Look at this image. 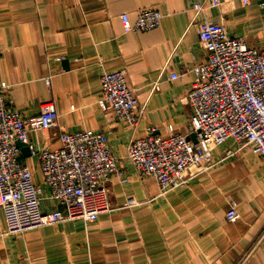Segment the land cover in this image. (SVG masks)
<instances>
[{
    "label": "crops",
    "instance_id": "crops-1",
    "mask_svg": "<svg viewBox=\"0 0 264 264\" xmlns=\"http://www.w3.org/2000/svg\"><path fill=\"white\" fill-rule=\"evenodd\" d=\"M197 1L203 0H0V82L11 86L8 103L32 117L54 101L59 113L57 126L31 132L30 142L57 149L62 132H105L126 178H111L113 208L95 221L9 234L0 207V264H264L259 153L244 148L227 155L237 148L229 139L215 149L208 172L165 193L127 158L132 142L149 128L162 136L170 127L188 132L191 114L183 98L192 87V67L207 57L198 20L225 25L250 47L264 46V0H221L195 20ZM140 8L162 12L160 26L125 32L121 15L135 21ZM119 70L143 108L136 126L99 105L102 74ZM173 72L183 76L172 79ZM21 160L42 187V210L63 209L44 182L38 156L26 149ZM234 203L239 215L230 220Z\"/></svg>",
    "mask_w": 264,
    "mask_h": 264
},
{
    "label": "built area",
    "instance_id": "built-area-1",
    "mask_svg": "<svg viewBox=\"0 0 264 264\" xmlns=\"http://www.w3.org/2000/svg\"><path fill=\"white\" fill-rule=\"evenodd\" d=\"M249 2L243 0L244 4ZM221 3L194 2V19ZM163 17L152 8H140L135 21L127 13L121 15L125 32L155 29ZM196 23L207 57L192 67V87L183 98L191 114L188 132L170 127V134L162 136L149 128L145 136L132 142L127 155L136 173L154 177L163 193L208 172L215 149L229 139L237 148L229 149L227 155L249 148L264 158V46L250 47L244 37L231 36L225 25L206 18ZM182 76L171 74L172 79ZM101 81V109L136 126L143 108L126 74L121 70L104 72ZM158 86V82L154 84V88ZM10 87L0 82V207L6 213L7 233H24L74 219L95 221L112 210L110 180L114 175L122 181L126 178L108 135L91 129L62 132L59 148H36L30 142V133L44 134L57 126L56 103L48 101L38 115L24 116L7 101ZM20 143L31 155L38 156L44 182L63 209L42 210L43 190L34 182L30 166L21 160ZM238 215L234 203L227 216L235 220Z\"/></svg>",
    "mask_w": 264,
    "mask_h": 264
},
{
    "label": "water",
    "instance_id": "water-1",
    "mask_svg": "<svg viewBox=\"0 0 264 264\" xmlns=\"http://www.w3.org/2000/svg\"><path fill=\"white\" fill-rule=\"evenodd\" d=\"M195 137V136H194ZM20 147H21V150L22 151H25L26 149H28L25 145H23L22 143L19 144Z\"/></svg>",
    "mask_w": 264,
    "mask_h": 264
}]
</instances>
